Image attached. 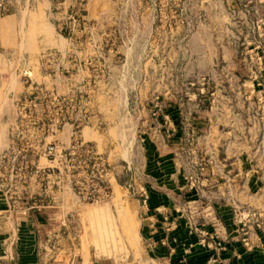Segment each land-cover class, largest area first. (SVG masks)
<instances>
[{
  "label": "rangeland",
  "instance_id": "374dc122",
  "mask_svg": "<svg viewBox=\"0 0 264 264\" xmlns=\"http://www.w3.org/2000/svg\"><path fill=\"white\" fill-rule=\"evenodd\" d=\"M170 100L264 128V0H0V187L22 193L37 168L44 172L79 253L126 250L120 211L127 207L138 228L136 197L114 191L106 175L148 135L137 132L145 116L171 135L160 118ZM206 138L188 135L185 144L196 145L174 157L197 161ZM39 143L56 152L37 151ZM60 155L62 165L48 162Z\"/></svg>",
  "mask_w": 264,
  "mask_h": 264
},
{
  "label": "crops",
  "instance_id": "0c3cea01",
  "mask_svg": "<svg viewBox=\"0 0 264 264\" xmlns=\"http://www.w3.org/2000/svg\"><path fill=\"white\" fill-rule=\"evenodd\" d=\"M164 112L160 118L166 120L171 135L165 137L145 116V121L137 123V132L146 127L148 135L139 136L140 140L126 152V160L118 154V172L106 175L114 191L123 189L136 197L133 205L138 228L127 207L120 211L122 227L128 231L123 234L124 252L112 258L79 253L71 224L58 218L54 213L58 208L50 205V188L31 184L32 195L27 198L1 186L0 264H264V238L250 232L252 248L248 250L234 216L235 208L254 210L262 215L264 225V128L234 112L220 118L214 113L203 116L177 100H170ZM106 115L108 121L110 116ZM114 117L119 121L120 113L115 112ZM139 117L144 119L141 113ZM241 120L249 124L242 126ZM201 134L208 137L199 148L205 155L206 169L200 182L192 186L188 165L175 158L174 152L194 147V143L185 144L186 137ZM104 143L103 157L111 167L114 141L106 139ZM136 157L137 161L133 160ZM31 164L42 166L43 162L35 160ZM186 205L195 214L194 226L189 221L190 213L184 212ZM65 231L69 236L63 238L61 233ZM212 235L223 244L224 251L210 252L207 244L212 243Z\"/></svg>",
  "mask_w": 264,
  "mask_h": 264
},
{
  "label": "built area",
  "instance_id": "2783aa9c",
  "mask_svg": "<svg viewBox=\"0 0 264 264\" xmlns=\"http://www.w3.org/2000/svg\"><path fill=\"white\" fill-rule=\"evenodd\" d=\"M47 148L44 147V145L38 146L37 151H39L41 153L48 151L49 152L48 156H51L52 155L51 153L55 151V147L50 145ZM43 156H46V155H43ZM60 157H61V155H60ZM48 162L52 165H57L60 162V165H62L64 163L63 162V156L61 157L60 160H56V161L51 160ZM206 163L207 162L204 160V158L202 156H200L197 161L191 162L190 164H188V179H189V182L192 186H196L200 182L201 174L206 169V166H205ZM91 169H94L93 165L90 168V170ZM90 170H89V172H90ZM35 173H36L35 174V180L33 181L32 184H34L37 187L45 188V180H44L45 178L43 176L44 172H42V174H41V171L37 168ZM24 182L26 183V180ZM27 184H26L27 188L24 189L22 194H24L25 197L29 198V195H32V193L29 192V191H31V183H27ZM28 186H29V189H28ZM8 192L11 193L10 190H8ZM13 194L16 195L19 193L13 192ZM143 198H144V204H145L147 201L146 193H144ZM35 205H36V202H35ZM184 209H185L184 212L190 213L192 211L190 205H186L184 207ZM234 216H235L236 222L240 226L241 234L243 236H245V238L243 239V243H244L245 247L248 250H250L252 248V242H251V239L249 237L250 232H255L257 236L264 238V225H263L262 215L256 211H254V210L244 209V208H235L234 209ZM194 218H195V214L190 213L189 221L191 222V224L193 226L196 225L195 224L196 220ZM201 234L203 235V233H201ZM216 235H217V233H216ZM205 236H208V235L205 234ZM209 238L212 240L211 244H207V247L209 248L210 252L217 253V252H221V251L225 250V247L223 246V244L221 242H218L215 240L216 239L215 236L212 235V236H209ZM204 242H205V239L202 241V243L204 244ZM211 262H213V261H211Z\"/></svg>",
  "mask_w": 264,
  "mask_h": 264
}]
</instances>
